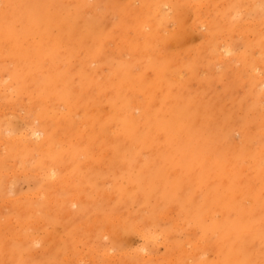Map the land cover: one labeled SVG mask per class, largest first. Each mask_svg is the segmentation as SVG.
Returning a JSON list of instances; mask_svg holds the SVG:
<instances>
[{"label":"rangeland","instance_id":"obj_1","mask_svg":"<svg viewBox=\"0 0 264 264\" xmlns=\"http://www.w3.org/2000/svg\"><path fill=\"white\" fill-rule=\"evenodd\" d=\"M0 264H264V0H0Z\"/></svg>","mask_w":264,"mask_h":264},{"label":"bare ground","instance_id":"obj_2","mask_svg":"<svg viewBox=\"0 0 264 264\" xmlns=\"http://www.w3.org/2000/svg\"><path fill=\"white\" fill-rule=\"evenodd\" d=\"M32 133V132H31ZM37 133V132H36ZM39 133V132H38ZM40 134V133H39ZM37 135V134H36ZM40 136V135H39ZM20 137H22V136H20ZM98 165V164H97ZM54 169V168H53ZM38 174V173H37ZM48 174H49V172H48ZM24 175V174H23ZM18 177V176H17ZM12 199V198H11ZM159 215H161V214H159ZM117 216V215H116ZM167 216V215H166ZM106 218V217H105ZM110 220V219H109ZM112 224V223H111ZM32 232V231H31ZM146 236V235H145ZM142 237H143V235H142ZM155 238V237H154ZM152 239V238H151ZM153 241V240H152ZM90 249V248H89ZM92 249V248H91ZM93 252H95V250L93 251ZM108 252V251H107ZM105 253V252H104ZM106 254H104V256H105ZM108 255V254H107ZM106 255V256H107ZM112 255V254H111ZM109 256V255H108ZM128 256V255H127ZM109 258V257H108ZM133 259V258H132Z\"/></svg>","mask_w":264,"mask_h":264}]
</instances>
